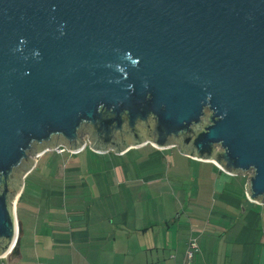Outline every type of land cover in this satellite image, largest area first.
Returning <instances> with one entry per match:
<instances>
[{
	"label": "water",
	"instance_id": "water-1",
	"mask_svg": "<svg viewBox=\"0 0 264 264\" xmlns=\"http://www.w3.org/2000/svg\"><path fill=\"white\" fill-rule=\"evenodd\" d=\"M145 142L264 204V0H0V257L33 158Z\"/></svg>",
	"mask_w": 264,
	"mask_h": 264
},
{
	"label": "crops",
	"instance_id": "crops-1",
	"mask_svg": "<svg viewBox=\"0 0 264 264\" xmlns=\"http://www.w3.org/2000/svg\"><path fill=\"white\" fill-rule=\"evenodd\" d=\"M57 146L15 199L13 264H264V204L246 176L179 146Z\"/></svg>",
	"mask_w": 264,
	"mask_h": 264
},
{
	"label": "rangeland",
	"instance_id": "rangeland-1",
	"mask_svg": "<svg viewBox=\"0 0 264 264\" xmlns=\"http://www.w3.org/2000/svg\"><path fill=\"white\" fill-rule=\"evenodd\" d=\"M174 153H177V151L175 150L174 151ZM47 155H50V154H47ZM33 160V162L36 160V159H32ZM32 161H30V163H31ZM37 163H39L38 164V166H41V164H42V159L41 160H38V162ZM33 164H35V162L33 163ZM27 167H29V165H27ZM36 167V166H35ZM22 176H23V172H21L20 173V175L18 176V178H17V181H18V183H17V186H16V188H15V192H17V191H19V188H21V186H22V184H23V180L24 179H22ZM247 177L248 178V175H244L243 177ZM243 177L242 176H234V178L235 179H237L239 182H242V179H243ZM28 181H24V184H26ZM247 185V184H246ZM7 257V258H6ZM5 258V259H4ZM13 260H12V258H11V256H4V257H0V264H13ZM24 263L26 262V261H23Z\"/></svg>",
	"mask_w": 264,
	"mask_h": 264
},
{
	"label": "built area",
	"instance_id": "built-area-1",
	"mask_svg": "<svg viewBox=\"0 0 264 264\" xmlns=\"http://www.w3.org/2000/svg\"><path fill=\"white\" fill-rule=\"evenodd\" d=\"M54 151H56L57 153H62V152L64 151V149H61L60 147H59V148L57 147V148L54 149ZM192 247L195 248L194 245H192ZM193 252H195V251H192V252H188V253H187V260H188V261H190ZM6 258H7V257H6ZM4 259H5V258H4Z\"/></svg>",
	"mask_w": 264,
	"mask_h": 264
},
{
	"label": "trees",
	"instance_id": "trees-1",
	"mask_svg": "<svg viewBox=\"0 0 264 264\" xmlns=\"http://www.w3.org/2000/svg\"><path fill=\"white\" fill-rule=\"evenodd\" d=\"M18 253V244L16 245V248H15V252L13 255L17 254ZM13 258V257H12Z\"/></svg>",
	"mask_w": 264,
	"mask_h": 264
},
{
	"label": "bare ground",
	"instance_id": "bare-ground-1",
	"mask_svg": "<svg viewBox=\"0 0 264 264\" xmlns=\"http://www.w3.org/2000/svg\"><path fill=\"white\" fill-rule=\"evenodd\" d=\"M18 194H16V196L14 197L13 201H12V205H14L15 199L17 197Z\"/></svg>",
	"mask_w": 264,
	"mask_h": 264
}]
</instances>
